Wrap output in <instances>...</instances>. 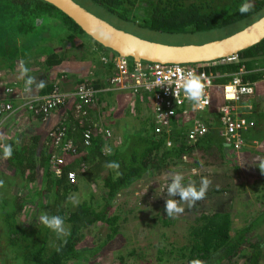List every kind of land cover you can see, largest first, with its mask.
Listing matches in <instances>:
<instances>
[{
	"label": "trees",
	"instance_id": "1",
	"mask_svg": "<svg viewBox=\"0 0 264 264\" xmlns=\"http://www.w3.org/2000/svg\"><path fill=\"white\" fill-rule=\"evenodd\" d=\"M74 1L78 3L84 0ZM88 2L97 4L96 7L99 6L97 8L101 11L115 14L122 21L131 20L160 33H193L203 28H221L244 17L262 14L264 11V0H254L253 10L245 15L238 11L242 0H87L86 3ZM94 14L106 18L96 12ZM76 33L84 35V31L73 20L43 0H0V69L13 71L16 66L18 67L19 61L24 60L28 67L38 66L50 72L52 68H58L64 60L93 63V52L98 48L107 49L87 34L90 40L78 36V42H72ZM86 43L93 45L92 50ZM66 47L76 50L71 57H68L69 49H65ZM63 50L68 52V56ZM263 50L264 39L239 52L237 56L241 64L251 68L254 61L261 59ZM239 65L214 63L208 71L212 74H221L214 79L215 85H221L229 80L232 73L237 72ZM60 78L59 76L55 78L40 89L38 94H49L54 86L61 85ZM92 78L93 72L77 79L75 85L85 83L96 88L98 84H94ZM260 79V72H251L243 76V81L246 82ZM217 90L220 93V89ZM220 103L221 100L219 103L212 102L208 108L194 116L200 119L206 128L205 133L194 141L187 139L191 127L186 121L176 126L174 120L169 128L156 134L154 122L146 120L139 129L132 130L127 136L124 135L117 143L114 142L116 137L112 133L115 140L112 139L113 149L108 153L102 151L101 136L94 137L89 146H85L81 138L82 144H76L74 154L77 155L73 154L78 158L71 163L64 161L63 175L59 177L51 170L53 152L41 153L37 161L19 160L21 171L28 168L34 170L31 176L23 175L25 178L23 180H40L41 186L36 193L35 202L37 210L30 215L31 218L25 224L19 218L22 208L18 207L15 211L5 213L7 222L12 219L15 221L5 226V231L9 235L7 242L9 249L0 247V252H3L0 264H16L15 261L20 257V264H77L85 255L96 254L101 247L97 243H93L92 247L79 249V244L85 238V231L101 222L109 227L110 232L113 231L111 239L120 236L123 217L121 213L117 214L118 210L113 204L121 198L119 207L130 203L131 199H136V205L123 210L126 214L141 210L142 203L151 198L155 199V204L165 208V199L168 198L166 188L171 180L169 173L173 171L185 173L182 170L184 161L194 155L204 159V168H207L199 170L191 180L199 184L202 176L208 177L212 180V186L207 193H229L232 196L231 201L240 200V193L246 194L245 200L238 203L241 206L240 211L202 212L200 224L191 227L185 244L177 247L170 243V248L167 249L161 245L162 242L156 245L150 242L149 247L153 245L152 247L157 248L153 253L149 252L148 255L145 252L144 255L138 250L134 252L135 248H130L126 255L117 256L118 263L124 264L126 257L132 255L142 262L146 261V264H189L193 259H199L203 264H264V169H259L260 161H264V156L261 155L264 153L262 146L264 96L243 95L236 103L240 110L239 115L248 120L250 118L253 123L247 130L240 131L243 145L239 151L232 148L223 134L219 119ZM251 104L253 108L248 109ZM245 109L248 110L247 113L244 112ZM69 113L71 122L73 108ZM35 115L42 117L40 114ZM202 115L208 117L201 118ZM88 124L90 123L85 121L84 127L79 126L80 132ZM234 151L242 158L246 156V159L241 160L242 166L236 164L238 158L234 157ZM21 154L18 152L15 157ZM111 161L119 163L121 173L119 177L114 170L104 167ZM82 163L86 168L80 166ZM224 164L231 165L221 171L220 168ZM70 170L76 171L80 179L75 184H69L66 178V173ZM38 173L41 175H37ZM79 181L84 183L86 193L89 195H85L82 202L74 205L69 197L78 191ZM187 182L184 177V183ZM98 183L100 186H96L101 190L100 193L89 190V187ZM236 189H240L241 192ZM18 199L22 201V196ZM245 201L248 206H245ZM235 202L234 200L231 204L232 207L235 206ZM42 212L63 217L65 224L68 225L69 235L58 239L50 229L44 226L42 229L40 227L42 224L38 220ZM241 216L243 219L237 222L236 217ZM152 221L155 223V218ZM168 221L170 220L167 219L164 224H169ZM21 233H24V239L18 238ZM103 240L109 241L106 237ZM8 254L12 259H3Z\"/></svg>",
	"mask_w": 264,
	"mask_h": 264
},
{
	"label": "crops",
	"instance_id": "2",
	"mask_svg": "<svg viewBox=\"0 0 264 264\" xmlns=\"http://www.w3.org/2000/svg\"><path fill=\"white\" fill-rule=\"evenodd\" d=\"M86 44L88 45L89 49L92 50L93 45L89 43ZM104 51L105 50L102 51L100 57L101 55L107 56ZM71 56L72 55L69 53L68 57ZM100 57L95 54L94 59L92 58L93 63H89L90 65L87 64L86 66H82L79 69H70L69 67H63L61 70H56V67L52 68L49 72L44 69H40L38 66H27L30 69L29 75L36 77L37 81L43 80L45 82V85L51 83L58 76L61 77L60 79L62 82H60V87L63 91L69 94L62 106L52 110V112L46 119H43L42 117L33 114L25 108L20 107L21 104L28 99H32L37 96H43L38 94V92H40V89H36L35 86H33L32 93L27 94L24 92V81L17 79V66L14 68L15 71H10V69H0V102H9L12 104L11 111L0 115V144H10L13 148V155L7 160H4L2 158V149H0V179L4 180L5 182V186L2 188V200H9L6 194H4V190L8 189L11 195H9L10 205L7 206V209L12 207L11 203L15 204L14 207H16V209L18 207L22 208L19 213V218L23 221L24 224L28 222V219L31 218V216L37 210V205H35L36 193L39 191L41 185L40 180H23L25 179L23 175L31 176L34 170L28 168L24 171H21L19 160L23 162H30L32 159L34 161H37L39 160V158L41 157V153L43 154V152H53V155H62L64 161L69 163L78 158L74 157V155L77 154H62L59 150L54 148L51 145L49 133L57 126H65V138L70 139L73 144H82L81 132L78 129L79 126L74 122L73 117L71 122L69 121L68 115H70L69 112L70 110H72L75 100L74 97L70 94H72L74 91L77 79L83 78L86 74H90L91 72H93L92 81H94V84H98L96 88L102 90L105 87V79L114 72V67L109 57L108 60L110 62H108L107 64H103ZM67 63L68 62H65L64 65H67ZM213 65L214 63H210L208 68ZM245 66L248 70L246 74L251 72L261 73V79L259 81H255V90L253 94H255L257 97H263L264 53L261 54L260 60L254 61L251 68H249L247 65ZM46 72H49L48 76L46 75ZM217 75H219V73H217ZM220 76L221 74L218 77ZM260 82H262V85L258 86ZM6 86L11 87L14 90L11 97L5 94L4 88ZM218 87H220V85H215V88L218 89ZM138 94L139 95L132 94L130 91L126 90L101 91V93L98 95L96 106L90 110L89 117L87 118L86 122L100 123L103 127L105 126L102 124V122L106 124V126L108 127L105 128H109L112 131V133L116 137V140L114 142L117 143L122 139L124 135L127 136L130 132H132V130L139 129L146 120L147 122H149V120L153 121L152 108L150 104L151 102L147 101L146 94ZM253 94L251 95L253 96ZM245 96L247 97L249 95ZM215 99L216 95L212 98L214 103ZM140 105H142V113L140 112V110H138L140 109ZM189 105L191 104L187 103L185 105L189 108L186 114L178 112L177 116H175L174 120L176 126H180L183 121H186V124H189L191 127L194 116H196L198 111L191 110V106ZM111 106H113V109H111ZM249 107L253 108L252 104L248 106V109H250ZM244 112L247 113L248 110L245 109ZM234 114L237 117H241L239 115L240 110L238 109L237 105L235 106ZM202 117L206 119L208 115H202L201 118ZM109 146H111V143L109 144ZM262 146L264 147V140ZM112 149L113 147L110 148V150ZM18 152L22 154L15 157ZM234 154V157L240 159L242 166L243 162L241 160L246 159V156L242 158V156L235 151ZM186 162L190 167H192V173L189 175L187 174V176H191V178L194 174H197L199 170L207 168H204V159L200 158L198 155L190 156L185 159L182 169L183 171H185L186 169ZM186 173L187 171H185V173L183 174L184 177ZM37 175H41V173H38ZM79 189H83L86 192L84 183L79 185ZM21 196L22 201L24 200V202L18 199V197ZM1 252L0 257L3 254V252ZM1 261L2 260L0 259V262Z\"/></svg>",
	"mask_w": 264,
	"mask_h": 264
},
{
	"label": "built area",
	"instance_id": "3",
	"mask_svg": "<svg viewBox=\"0 0 264 264\" xmlns=\"http://www.w3.org/2000/svg\"><path fill=\"white\" fill-rule=\"evenodd\" d=\"M102 61L110 62L106 57H102ZM111 63L114 67V72L106 78L105 87L102 90L81 83L75 86L73 93L70 94L75 99L72 108L73 117L78 126L84 127L85 121L89 117V112L96 106V101L101 91L126 90L132 94L144 93L147 95V101L151 102L154 131L156 134L161 133L162 130L171 126L178 112L186 114L187 110H189L185 105L190 102L185 99L182 88L179 86L181 83V72L187 71L206 74L205 100L207 102L195 111H202L212 104L215 88L214 79L218 78V75L208 71L210 63L160 64L146 61L131 63L129 59L119 55H114ZM214 63L240 64L237 72L232 73L229 76V80L225 84L220 85L221 103L218 107L223 134L227 142L232 145V148L235 151H239L243 145L240 131L247 130L253 123L246 118L237 117L234 114L235 106L241 96L254 93L255 82L243 81V76L248 70L244 64L240 63L237 55L224 57ZM161 83L164 85H161ZM169 83H171V87L166 86ZM4 90L7 96L13 95V88L6 86ZM68 96V93L63 91L59 85H56L49 94L28 99L20 107L34 114H40L43 119H46L52 110L65 102ZM190 108L192 110V107ZM11 110V103L0 102V115ZM65 130V126H57L49 133L51 145L62 154H74L76 152V144L65 138ZM205 131L206 128L203 122L194 118L188 131L187 139L194 141L197 137L202 136ZM81 136L83 144L89 146L96 136H101L103 141L109 140L112 137V131L103 127L100 123L92 122L81 132ZM167 144L169 145L170 143ZM106 150L103 147L102 151L106 152ZM51 163L53 174L57 177L61 176L63 174V156L53 155ZM66 178L69 183L74 184L77 181V173L74 170H70L66 173Z\"/></svg>",
	"mask_w": 264,
	"mask_h": 264
},
{
	"label": "rangeland",
	"instance_id": "4",
	"mask_svg": "<svg viewBox=\"0 0 264 264\" xmlns=\"http://www.w3.org/2000/svg\"><path fill=\"white\" fill-rule=\"evenodd\" d=\"M86 2L87 0L80 1L78 3L82 5L83 7H85L86 9L91 10L94 13L96 12L97 14L105 16L106 18H102V19H105V21L109 22L113 26L125 32L131 33L137 37L146 39L148 41L156 42V43H160L164 45H200V44H205V43L212 42L215 40H219V39L225 38L233 33H236L244 29L245 27L253 23L257 16V15H253L251 17H244L240 20H237L236 22L232 24H228L227 26H224L221 28H203L193 33H160V32L151 31L150 29L140 25V23L139 24L137 22L134 23L131 20L122 21L118 19L115 14H112V13L108 14L105 11L99 10L97 8L99 6L96 7L97 4L89 3V2L86 3ZM81 34L83 33H76V35L74 36V39H72V42H78L77 40L79 38L85 39L87 41L90 40L89 37L85 33L84 35H81ZM65 49H69V53L71 55L74 54L73 51H76L74 49L71 50L68 47H66ZM103 50L104 49L98 48L96 52H94V55L97 54V56L100 57V54H102ZM111 51L112 50L110 49H105L104 52L107 55L105 57L106 58L109 57L112 60V58L114 57V53ZM63 52L66 53L68 56V52L66 50H63ZM81 52L83 51L81 50ZM94 55H92L93 59H94ZM65 62H68L67 65H64ZM87 64H88L87 61L80 62V61L64 60L63 63H61V65L58 68H56V70L60 69L61 67H65V68L69 67L70 69H75V68L79 69L82 66H86ZM46 75L48 76L49 72H46ZM259 85H262V82H260L258 86ZM215 95H216L215 102L219 103L221 100L219 90L213 91V97ZM141 108H142V105H140V109L138 110H140V112L142 113ZM111 109H113V106H111ZM102 124L105 127H108L103 122ZM112 139H114L113 134L109 140L108 139L104 140L105 143L103 142L101 138L104 148L107 149L106 150L107 153H108V150L114 145V143L112 142ZM110 143H111V146H109ZM261 155L264 156V153H261ZM235 162H237L236 164L241 166V162L239 159L238 161H235ZM230 165L231 164L229 165L224 164L220 168L221 171H224V168ZM81 166L83 167V163L81 164ZM85 166L86 165L84 164L83 168H86ZM185 168H186L185 171H187L185 178L187 180H190L191 176H187V174L189 175L192 173L191 172L192 167H190L186 163ZM182 174L184 173L182 172ZM219 179L221 180V178ZM78 184H82V183L79 181ZM96 185L100 186L99 183L94 184L93 187H89V190L94 191V193L96 192L100 193L99 191L101 190L98 189ZM5 190H4V194H6V196L10 200L9 195L11 194L8 189H5ZM89 190H88V193H89ZM236 190H239V192H241L240 189H236ZM0 191H1L0 192V229H1L0 247L2 249H6V248L9 249L8 243H7L9 235L7 231H5V226L7 225V223H10V224L14 223L13 221L15 220L12 219L7 222L5 213L15 211L16 207H14L15 206L14 203H11L12 207L7 209V206L10 205V202L9 200H6V201L2 200V188H0ZM85 195H89V194H87L83 189H78V191L75 193V196L78 199L79 203L82 202V200L85 198ZM231 198L232 196L229 193H210V194L207 193L206 199L203 201L196 202V205L193 208H189L186 203L182 204L181 206L185 208V212L184 214L179 215L175 218H167V214L164 210L165 208H161L160 205L155 204L154 198H151L149 201H146V203H142L143 205L142 207L144 209L142 208L139 211L135 210L134 212H131L128 214L123 213V210L127 208H132L133 205L134 204L136 205L137 203H135L136 199L135 200L131 199L130 203L128 202L126 203L125 206L119 207L118 204L122 200L121 198L120 200L116 201L113 204V206L118 210L117 214L121 213L123 217V223H122L123 229H122L121 235L116 236L113 239H111L110 237H113L112 236L113 231L110 232L109 227L105 223H101V222L96 223L91 228H89V230L85 231L86 233L85 238L82 241V243L79 244V249L83 247H87V246L92 247L93 243L95 244L97 243V245L101 247L96 252V254L85 255V257L81 258L79 260V263L77 264H119L118 263L119 260L117 256L126 255V252L131 250L132 248H135L134 252L138 250L140 251V253H143L144 255H146L145 252H147L149 255V252L151 254L157 250V248L152 247L153 245L149 247L150 242L151 244H154V245H156L157 243L159 244V242H162L161 245L167 249L170 248V243L179 247L182 244L186 243V239L191 230V227L198 226L200 224L199 221L202 218V212H215V211L223 212L227 210H231V211L234 210L233 212L238 211V210L240 211L241 206L239 204L245 200L246 194L243 195L242 193H240L239 195L240 200L232 199L231 201ZM234 200L236 202L233 208L231 204H233ZM244 204L245 206H248L246 201L244 202ZM66 210H68V207L66 208ZM242 217L243 216L236 217L237 222H240L243 219ZM154 218L156 220L155 223L152 221V219ZM167 219L170 220L168 221L170 223L166 225L164 224V222ZM40 227L43 229V225H41ZM65 227L68 228V225L65 224ZM24 233L19 234L18 238L24 239ZM31 234L33 235V233ZM31 234H30V237L32 236ZM105 237L107 238V240L109 239L111 240H109L108 242H105L103 240ZM103 242L104 244H102ZM12 252H13V249H12ZM9 253H10V250H9ZM159 253H160L159 255H161V252ZM10 258L11 256L10 254H8L3 259L9 260ZM15 262L16 264L17 263L20 264L21 257L18 258L17 261ZM124 264H146V261L142 262L140 261V259L136 258V256L131 255V256L126 257Z\"/></svg>",
	"mask_w": 264,
	"mask_h": 264
},
{
	"label": "water",
	"instance_id": "5",
	"mask_svg": "<svg viewBox=\"0 0 264 264\" xmlns=\"http://www.w3.org/2000/svg\"><path fill=\"white\" fill-rule=\"evenodd\" d=\"M73 20L103 47L134 62L197 64L238 54L264 39V23L255 21L225 38L200 45H164L125 32L74 0H43Z\"/></svg>",
	"mask_w": 264,
	"mask_h": 264
},
{
	"label": "clouds",
	"instance_id": "6",
	"mask_svg": "<svg viewBox=\"0 0 264 264\" xmlns=\"http://www.w3.org/2000/svg\"><path fill=\"white\" fill-rule=\"evenodd\" d=\"M253 8H254V0H242L241 4L238 6V11L241 15H245L251 12ZM255 23L256 24L264 23V13L257 14ZM233 55H237V54H233ZM102 57L105 56L102 55ZM102 57H101V61H102ZM127 59H129L131 63L134 62L130 58ZM206 63H210V62H206ZM29 72L30 69L26 66V61L20 60L18 64L17 79L24 81V92L27 94L32 93L33 86H35L36 89H43L46 86L43 80L37 81L36 77L29 75ZM180 79H181V83L179 86L182 88L185 99L190 102L192 110L195 111L200 109L203 106V104L207 102L205 100L206 74L205 73L197 74L195 71L181 72ZM161 85L164 84L161 83ZM166 86L171 87V83H169ZM214 90H217V88L216 89L214 88ZM0 149H2V158L4 160H7L12 157L13 148L10 144H6V143L0 144ZM108 151L110 152L111 150L109 149ZM104 167L110 170H114L117 177L121 175V173L119 172L120 165L116 161L107 162L104 165ZM259 169L260 170L264 169V161H260ZM169 175L171 176V180L170 183L167 184V188H166V193L168 198L165 199V209H164L167 214V218H175L179 215L184 214L185 208L181 206L182 204L186 203L189 208H193L195 207L196 202L205 200L206 194L209 188L212 186V180L206 176H202L200 178L199 184H197V181L191 179L188 180L187 183H184V176L179 171H173L169 173ZM78 179L79 178L77 176V180ZM4 186H5L4 180L0 179V188H3ZM175 197H179V199H175ZM69 200L70 202H73L75 204L79 203L75 194L70 196ZM38 220L40 224H42L44 227L53 231L58 239L67 237L69 235V229L65 227L64 218L59 215H50L47 212H42L39 215ZM57 251H59V249H57ZM189 264H203V261L199 259H193L189 261Z\"/></svg>",
	"mask_w": 264,
	"mask_h": 264
}]
</instances>
